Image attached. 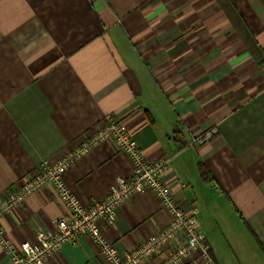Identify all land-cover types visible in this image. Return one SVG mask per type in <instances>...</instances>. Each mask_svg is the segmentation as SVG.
Segmentation results:
<instances>
[{
	"label": "crops",
	"instance_id": "0c3cea01",
	"mask_svg": "<svg viewBox=\"0 0 264 264\" xmlns=\"http://www.w3.org/2000/svg\"><path fill=\"white\" fill-rule=\"evenodd\" d=\"M108 116L148 161L171 159L165 182L184 210L199 208L218 264H264V0H0V201ZM132 175L130 156L106 142L72 162L65 178L89 205ZM66 212L45 185L1 223L20 245L55 231ZM169 223L148 190L103 231L124 253ZM4 252L0 245V264H11ZM49 263L106 260L84 235Z\"/></svg>",
	"mask_w": 264,
	"mask_h": 264
},
{
	"label": "built area",
	"instance_id": "2783aa9c",
	"mask_svg": "<svg viewBox=\"0 0 264 264\" xmlns=\"http://www.w3.org/2000/svg\"><path fill=\"white\" fill-rule=\"evenodd\" d=\"M214 130L198 136L197 141L211 139ZM113 142L118 151L132 160L133 175L119 177L112 184L108 196L85 205L66 182L71 163L100 143ZM171 159L161 157L150 162L142 154L139 142L130 134L120 119L108 116L93 128L89 137L63 159L43 161L29 174L21 186L9 190L0 201V245L11 264H50L52 256L62 250L67 242L76 243L84 235L90 236L100 247L106 264H144L163 250L166 259L162 264H218L211 255L206 233L199 225V208L191 206L187 211L178 205L166 184L164 174L171 168ZM45 185H52L67 212L57 219L55 231H41L36 241L25 240L15 245L6 235L1 217L13 207L23 203L33 192ZM150 190L165 206L170 223L150 235L137 249L120 253L104 234L103 226L116 224L118 209L135 193ZM182 241V242H180ZM200 250V255L196 252Z\"/></svg>",
	"mask_w": 264,
	"mask_h": 264
},
{
	"label": "trees",
	"instance_id": "16d2710c",
	"mask_svg": "<svg viewBox=\"0 0 264 264\" xmlns=\"http://www.w3.org/2000/svg\"><path fill=\"white\" fill-rule=\"evenodd\" d=\"M202 175L205 179L209 180L211 179V177L208 176V172L206 169L202 168Z\"/></svg>",
	"mask_w": 264,
	"mask_h": 264
}]
</instances>
